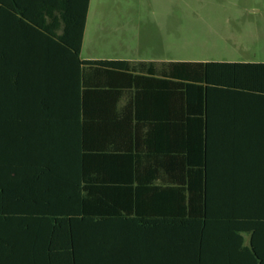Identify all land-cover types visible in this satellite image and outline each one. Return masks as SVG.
<instances>
[{"label": "trees", "instance_id": "trees-1", "mask_svg": "<svg viewBox=\"0 0 264 264\" xmlns=\"http://www.w3.org/2000/svg\"><path fill=\"white\" fill-rule=\"evenodd\" d=\"M89 1L0 0V264H264V62L80 60Z\"/></svg>", "mask_w": 264, "mask_h": 264}, {"label": "rangeland", "instance_id": "rangeland-1", "mask_svg": "<svg viewBox=\"0 0 264 264\" xmlns=\"http://www.w3.org/2000/svg\"><path fill=\"white\" fill-rule=\"evenodd\" d=\"M264 61V0H90L81 57Z\"/></svg>", "mask_w": 264, "mask_h": 264}, {"label": "crops", "instance_id": "crops-1", "mask_svg": "<svg viewBox=\"0 0 264 264\" xmlns=\"http://www.w3.org/2000/svg\"><path fill=\"white\" fill-rule=\"evenodd\" d=\"M89 5H90V1H89ZM88 10H89V7H88ZM87 15H88V12H87ZM86 22H87V18H86ZM85 28H86V25H85ZM84 32H85V30H84ZM83 38H84V34H83ZM82 47H83V39H82V45H81V51H80V60H126V61H130V62H150V63H152V64H154L156 66H161L163 63L175 62V61H219V60H177V59H162V58H158L157 56H151L152 58H149V59H141V60H131V59H122V58H110V59H100V58H90V57L83 58V57H81ZM235 62H253V61H235ZM262 62H264V61H262ZM143 75L144 76H148V77H150V78H152L154 80H160L161 79L160 73L157 74L155 71H153L149 75L148 74H143ZM130 78H131V80H133V77H130ZM154 84L160 85L161 83H154ZM156 86L155 85L153 86V91L154 92H155ZM146 89L147 88H145V90ZM130 94H131V97H130ZM132 94L133 93H128V95L125 96V99H123L120 103L117 104L116 110L122 109L123 107H125L128 104V102L126 101V99L131 100ZM146 103H148V102H146ZM149 104H150V102H149ZM149 115L151 116V115H154V114L153 113H150ZM112 129L113 130H116V128H114V126H113Z\"/></svg>", "mask_w": 264, "mask_h": 264}]
</instances>
